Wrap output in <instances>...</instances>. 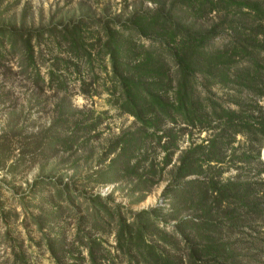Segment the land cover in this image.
I'll return each mask as SVG.
<instances>
[{"label":"trees","instance_id":"obj_1","mask_svg":"<svg viewBox=\"0 0 264 264\" xmlns=\"http://www.w3.org/2000/svg\"><path fill=\"white\" fill-rule=\"evenodd\" d=\"M97 26L108 104L133 124L101 148L96 184H118L136 205L164 181L169 207L164 213L160 206L132 211L116 204L112 232L103 222L90 228L112 236L114 253L105 240L78 231L75 249L46 242L50 258L251 264L263 252L255 228L264 225V0H121L120 11ZM212 86L238 94L229 98L235 109L218 101ZM194 130L208 135L195 143ZM238 136L241 152L233 147ZM225 164L233 177L223 179ZM171 222L169 232L160 227Z\"/></svg>","mask_w":264,"mask_h":264},{"label":"rangeland","instance_id":"obj_2","mask_svg":"<svg viewBox=\"0 0 264 264\" xmlns=\"http://www.w3.org/2000/svg\"><path fill=\"white\" fill-rule=\"evenodd\" d=\"M120 9L121 0H0V264H54L46 242L75 249L78 231L105 240L114 253L111 235L90 230L103 222L113 231L114 205L132 211L160 206L164 213L169 207L164 181L136 205L116 190L118 184H96L101 148L133 124L108 104L102 69L108 63L96 43L99 20ZM211 93L235 109L229 101L238 95L233 90L212 86ZM207 135L194 130L190 137L198 143ZM187 141L184 135L180 146ZM236 141L240 145L233 147L241 152L244 139ZM263 154L264 148L261 159ZM224 168L223 179L235 175L229 164ZM173 223L160 227L169 232ZM255 230L263 252L251 264H264V225ZM19 251L24 258L15 256Z\"/></svg>","mask_w":264,"mask_h":264}]
</instances>
